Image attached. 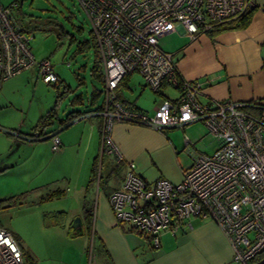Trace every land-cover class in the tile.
Listing matches in <instances>:
<instances>
[{"label": "built area", "instance_id": "2783aa9c", "mask_svg": "<svg viewBox=\"0 0 264 264\" xmlns=\"http://www.w3.org/2000/svg\"><path fill=\"white\" fill-rule=\"evenodd\" d=\"M76 1L88 20L102 64L104 102L99 115L105 151L117 162L123 160L111 138L117 122L160 129L202 121L220 141L212 153L197 156L177 183L166 178L145 181L134 172L133 162L126 161L121 186L108 196L116 222L158 246L162 231L190 226L191 217H209L227 235L233 259L251 264L264 252V106L254 115L240 102L201 103L199 82L180 75L174 54L160 48L158 38L180 27L194 39L253 8L254 0ZM29 39L12 17L11 7L0 2V79L34 66L47 84L59 81L48 58L35 59ZM134 72L152 90L165 85L177 88L178 97L163 98L152 115L127 108L116 99L115 87L124 75ZM51 140V149L58 150L59 137L53 134ZM0 264H23L17 241L3 226Z\"/></svg>", "mask_w": 264, "mask_h": 264}, {"label": "crops", "instance_id": "0c3cea01", "mask_svg": "<svg viewBox=\"0 0 264 264\" xmlns=\"http://www.w3.org/2000/svg\"><path fill=\"white\" fill-rule=\"evenodd\" d=\"M254 2L251 19L245 27L201 33L194 39L189 38L180 27L169 33L178 38L177 43L168 46L169 52H172L176 58L180 75L185 79L199 82L200 93L197 98L201 103H207L211 99L231 100L244 103L246 110L254 115L260 114L261 107L264 106V0H254ZM23 71H29V77L36 75L38 78L37 68L34 66L20 72ZM101 72L103 75L102 64ZM130 75L126 84L117 89V95L125 105L136 107L147 115L154 113L156 106L163 98L174 100L179 95V90L175 87L173 88L177 91L176 95L164 94L167 87L165 85L159 91L150 88L158 95L157 98L150 99V101H141L137 96L128 98L123 94L122 89H131L128 84ZM100 82L101 90H99L103 105L104 76ZM97 102L98 100L93 105H98ZM76 103H81V101ZM94 109L95 107L87 109L88 112L63 128L53 125L46 128L45 131H56V135L60 139V146L56 151L51 149V136L28 141L8 135L4 132V128L7 127L0 125V172L21 162L23 154L19 152L20 148L31 150V155L32 152L36 154L34 159H31L30 155L26 164H35L34 166L38 167L45 161L44 167L47 168L53 157L54 159L65 157L70 154L69 148L76 146L74 157L69 158L73 161L67 162L75 175V180L73 174L67 172H60L59 175L51 176L52 178L46 180L59 181L60 178L64 181H76L74 184L73 182H71L72 184L66 183L65 188H57L62 193L51 198H70L75 203L74 207L65 210L63 208L40 210V215L43 217L42 228H48L47 233L50 235L51 232L54 234L53 230H61L65 237L59 233L57 239L53 236L46 244L33 246L28 244L23 236H17L8 229L21 251L30 252L31 254H29L34 258L36 264H86L85 245L88 236L91 235L98 253V259L94 264H231L232 261H235L233 248L227 235L209 217H191L189 218L190 226L183 225L175 232L162 231L159 234V244L155 246L145 235L127 225L118 224L108 201L110 192L122 184L127 170L126 161L133 162L134 172L145 181L166 178L177 183L182 179L184 170L192 165L197 156L212 153L220 141L214 147L205 146L203 152L195 151L194 154L188 156L186 151L191 140L188 138L187 131L194 132L192 126L198 121L186 123L183 127L166 126L160 129L147 125L117 122L111 129V138L123 156V160L117 162L113 154L103 151L102 118L99 112ZM58 113L59 108L56 117L60 119ZM199 122L203 124L202 121ZM24 124L25 120L20 118L12 125L20 127L19 131L24 134H31L34 124L30 129ZM71 124L78 126L79 129L69 131ZM202 129L196 134L198 139L209 134L204 124ZM61 130L63 131L61 132ZM106 153L108 162L110 160L111 163L109 166L113 167L118 163L117 170L120 169L122 174L119 175L118 182L111 188L98 187L94 206L92 209L90 208L91 222L87 227L83 220V201L86 200L88 203L86 197L89 186L87 185L91 178L94 157L98 154L101 155L103 168V156ZM86 161L90 163L84 167ZM89 166L90 168H88ZM83 171L85 175L80 180V174ZM70 190H72L71 193ZM50 200L35 201L34 205L45 204ZM55 211L64 213V217H61L63 226L55 221L47 224V221L44 220L45 213ZM76 216H80L82 219L83 232L72 236L68 233L69 224L71 226L72 217ZM0 226L3 225L0 223Z\"/></svg>", "mask_w": 264, "mask_h": 264}, {"label": "rangeland", "instance_id": "374dc122", "mask_svg": "<svg viewBox=\"0 0 264 264\" xmlns=\"http://www.w3.org/2000/svg\"><path fill=\"white\" fill-rule=\"evenodd\" d=\"M14 1L17 2L16 6L12 4ZM0 2L11 7L12 17L30 37L29 45L35 59L38 61L42 58H48L53 70L61 79L60 82L56 83L58 89L54 84L44 82L39 75H37L38 78L36 75L29 77V71H23L2 80L0 82V125L21 130L17 125H12L21 118L25 120L24 125L30 129L38 117L52 106L56 99V92L62 93L64 89L66 90V86L70 88V91L66 90L62 97L58 113L60 118H64L69 110L85 111L97 106V104L91 105L89 103L93 88L96 87L101 90V82L91 74L95 48L89 32L90 25L78 2L76 0H22L21 3L19 0H0ZM177 41V36L168 33L158 38V45L163 50L169 51L168 46L177 43ZM128 84L130 90L122 89L123 94L128 98L137 96L141 101H150V99L158 97L144 84L138 72L130 75ZM176 93L177 91L170 85L164 90V94L168 96L176 95ZM77 95L81 96V103L70 105L69 100ZM97 100L99 105L102 101L101 94ZM56 122L53 120L54 127H56ZM73 125L71 124L69 131L79 129L78 126ZM202 125L199 121L195 122L192 126L194 132L187 131L188 138L191 140L186 151L188 156L194 154L195 151L203 152L205 146L214 147L218 143V139L210 134H205L199 139L196 137V134L203 130ZM47 127L50 125L45 128ZM79 149L81 150L82 146ZM75 150L76 146L69 148L70 154L65 157L56 159L53 157L45 168V161L43 165L38 167H35V164H26L31 155V150L20 148L19 152L23 154L21 162L5 170L6 172H0L1 197L27 192L26 198L21 203L0 210V223L13 234L23 236L30 245H43L53 236L57 239L59 233L65 235L61 230H53L54 234L53 232L51 235L48 234V228H42L43 217L40 215V210L44 208H55L54 210L63 208L65 210L66 208H73L75 203L67 197L53 198L38 206H35L34 202L38 201L40 196L49 194L54 189L65 188L66 183L72 184L71 182H73L74 184L76 182L64 181L60 178L59 181H46L52 178L51 176L59 175L60 172L73 174L75 180V175L71 171L70 165L67 164L68 161H73L69 158L74 157ZM35 157L36 154L32 152L31 159ZM89 163L86 161L83 166L85 167ZM103 163V168H101V155L98 154L97 167L92 181H90L86 197L91 209L94 206L98 187L111 188L118 182L119 175L122 174L120 169L111 170L112 166H109L111 163L110 160L108 162L107 153L103 156ZM108 171L109 174H107ZM84 173L83 171L80 174V180L84 178ZM100 174H102L101 179ZM71 192L72 190H70ZM56 220L58 217L46 218L48 223ZM88 237L84 255L86 264H94L95 260L98 259V253L95 241L91 235ZM20 242L25 246L22 241ZM26 262L29 264V261ZM231 264L241 263L232 261Z\"/></svg>", "mask_w": 264, "mask_h": 264}, {"label": "trees", "instance_id": "16d2710c", "mask_svg": "<svg viewBox=\"0 0 264 264\" xmlns=\"http://www.w3.org/2000/svg\"><path fill=\"white\" fill-rule=\"evenodd\" d=\"M19 2H20V0H19ZM253 10H254V7L249 9L248 11L244 12L243 14L239 15L238 17H236L234 19H230L224 23H221L217 26H214L213 29H211L208 32L212 33V32H217V31L224 30V29L245 27L251 19V15H252ZM18 25L20 26L21 30L23 32H25L24 28L20 24H18ZM91 40H92V42L94 44V48H95V56H94V61H93L92 67H91V74H93L96 78H98L99 81H102L103 75L101 72V61H100V58H99V55L97 52L95 42L92 39V36H91ZM128 76H129V74L124 75L119 80L117 86L115 87L116 99L118 101H120L121 103H123V100H121L118 97L117 89L120 88V86H122L123 84H126L125 82L127 81ZM1 80L2 79H0V82H1ZM58 82H60V81L52 83V84H54L56 89H58V87L56 85V83H58ZM66 90L70 91V88L66 86ZM66 90L64 89V91L62 93L56 92V94H57L56 99H55L52 107L49 108L45 113H43L42 115H40L38 117L36 123L33 126L31 134H24V133L20 132L19 129H17V128H8V129L4 128V132L7 133L8 135H12V136H15V132H16L18 134V136H16V137H19V138H22V139L28 140V141H33V140L35 141V140H39L41 137L46 138L48 136L50 137L52 134H56V131H51V130H50V132L45 131V130H47L45 128L46 126H49V125L52 126L53 125V120L57 121L56 127L63 128L65 126H68L74 119L78 118L82 114L89 111V110H85V111L71 110L67 113L66 117L60 118V119L57 118L56 113H57V110L60 106L62 97L64 96ZM157 91H159V89ZM98 97H100V90L95 87V88H93V90L91 92L90 104L91 105L95 104ZM80 101H81V96L77 95V96H74L71 100H69V103H70V105H74L76 102H80ZM102 106H103L102 103H100L99 105L95 106L94 110L99 112L102 109ZM125 106L129 109H132V110L141 111L140 109H138L136 107H131L128 105H125ZM47 128H49V127H47ZM103 151H105V149H103ZM97 159H98V156H95L94 161H93V165H92V169H91V178L88 181L87 186H89L90 181H92L93 175L95 173V169L97 167ZM118 167H119V164L117 163V164L113 165L112 170H117ZM101 168H102V166H101ZM100 173H101V169H100ZM101 177H102V174H100V179H101ZM61 193H62L61 190L55 189L52 192H50L49 194L40 196L38 201L50 200L52 197L59 196ZM26 196H27V192H22L19 194L10 195L8 197H0V210L7 209L9 207H12L14 205L21 203L24 200V198H26ZM49 217H53V218L58 217V220H56L55 222H57V224H59L60 226H63V223L61 222V220H62L61 217L62 218L64 217V213L62 211L47 212L44 214V220L45 221H46V218H49ZM83 220H84V224L86 226L88 225V223L90 224V222H91V210H90V207H89L88 203L86 202V200L83 201ZM47 224H48V222H47ZM53 224H55V223H53ZM68 231H69L68 233L72 236L78 235L79 233H81V232H78V231L72 229L70 224H69V230ZM22 255H23V264H26L27 263L26 261H29L28 262L29 264H36V261L34 260V258L32 256H30L29 253L23 251ZM260 256L264 257V252L255 256L253 258L251 264H255L258 261V259L260 258Z\"/></svg>", "mask_w": 264, "mask_h": 264}, {"label": "water", "instance_id": "95a60500", "mask_svg": "<svg viewBox=\"0 0 264 264\" xmlns=\"http://www.w3.org/2000/svg\"><path fill=\"white\" fill-rule=\"evenodd\" d=\"M21 1L22 0H20V2ZM71 227L73 229H75L76 231H78V232H82V220H81V217L80 216H76V217L73 218V220L71 222ZM255 264H264V258H261Z\"/></svg>", "mask_w": 264, "mask_h": 264}, {"label": "flooded vegetation", "instance_id": "af4514ba", "mask_svg": "<svg viewBox=\"0 0 264 264\" xmlns=\"http://www.w3.org/2000/svg\"><path fill=\"white\" fill-rule=\"evenodd\" d=\"M261 258H264V257H261V256H260V258H259L258 260H260Z\"/></svg>", "mask_w": 264, "mask_h": 264}]
</instances>
